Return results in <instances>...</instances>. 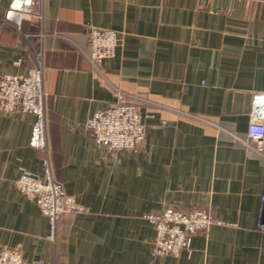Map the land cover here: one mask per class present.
Here are the masks:
<instances>
[{
  "label": "crops",
  "instance_id": "1",
  "mask_svg": "<svg viewBox=\"0 0 264 264\" xmlns=\"http://www.w3.org/2000/svg\"><path fill=\"white\" fill-rule=\"evenodd\" d=\"M9 3L0 0V75L24 73L41 52L52 175L85 211L63 213L49 237L47 216L15 187L24 171L44 177V153L29 144L34 116L0 112V247L44 264H264V156L232 136H244L252 93L264 91V2L41 0L42 17L19 30L4 21ZM91 27L118 37L102 74L77 48L89 52ZM109 83L166 107L142 108L146 135L134 149L96 144L86 129L110 105ZM166 208L218 221L189 251L154 255L145 215Z\"/></svg>",
  "mask_w": 264,
  "mask_h": 264
},
{
  "label": "built area",
  "instance_id": "2",
  "mask_svg": "<svg viewBox=\"0 0 264 264\" xmlns=\"http://www.w3.org/2000/svg\"><path fill=\"white\" fill-rule=\"evenodd\" d=\"M41 0H10L4 21L18 30L24 19L42 17V12L34 5ZM264 2V0H262ZM40 36L45 35L39 33ZM27 36V35H26ZM89 52L77 46L90 69L102 74V62L114 54L118 44L115 31L91 27L88 31ZM35 63L24 73H3L0 75V112H25L34 116L29 144L43 151V174L41 178L29 171L22 172L15 180L16 189L32 198L40 210L47 216L51 239H55L57 221L63 213H82L84 207L75 198L63 190L61 184L52 175L49 156L45 118V91L42 79L41 52L32 49ZM20 59L14 61L15 65ZM112 88L110 105L95 111L86 122V129L94 143L109 149L125 151L138 147L145 139L146 124L142 108L147 106H165L151 101L148 97L126 91L109 83ZM222 129L218 124L191 113L180 112ZM153 114L146 111L144 116ZM234 139L248 149L264 156V91H253L248 111V123L244 136L232 134ZM145 217L155 227V238L151 249L154 255H178L182 250L189 251L191 237L197 231L206 230L218 221L202 208L183 211L166 208L159 212H150ZM256 227L264 231V193L260 195L259 212ZM0 264H44L40 260L30 261L23 258L19 249L0 247Z\"/></svg>",
  "mask_w": 264,
  "mask_h": 264
},
{
  "label": "trees",
  "instance_id": "3",
  "mask_svg": "<svg viewBox=\"0 0 264 264\" xmlns=\"http://www.w3.org/2000/svg\"><path fill=\"white\" fill-rule=\"evenodd\" d=\"M32 66V65H31Z\"/></svg>",
  "mask_w": 264,
  "mask_h": 264
}]
</instances>
